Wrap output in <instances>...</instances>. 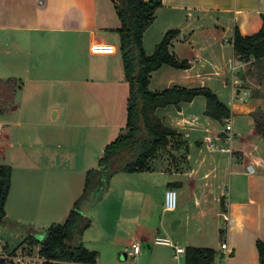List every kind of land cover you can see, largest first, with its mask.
Listing matches in <instances>:
<instances>
[{"label": "crops", "instance_id": "crops-1", "mask_svg": "<svg viewBox=\"0 0 264 264\" xmlns=\"http://www.w3.org/2000/svg\"><path fill=\"white\" fill-rule=\"evenodd\" d=\"M262 13L264 0H163L155 21L145 31L144 47L149 30L160 22V30L152 33L156 49L168 30L179 28L171 49L191 63L187 68L163 64L152 72L150 87L157 91L176 85L206 87L217 95L229 115L221 116V109L218 114L209 113L205 94L157 108L156 114L182 134L186 145H178L175 138L150 160V167L134 172H144L148 177L159 175L163 199L169 187L180 192V210L179 215L173 216V227L185 222L192 232L186 235L185 244L177 241L185 247L184 252L178 253L172 246L173 255L163 251L155 255L154 249L143 259L144 264H186V249L190 245L214 248L213 264H261L257 242L264 240V136L258 121L264 115V59L258 65L241 58L234 51L232 39L236 26L244 34L259 31ZM116 15L115 0H0V81L13 79L17 86L15 100L7 110L21 109L18 92L25 94L29 86L37 91L51 84L62 88L97 86L98 91L108 84L117 86L115 79L107 76L115 69L120 72L119 63L116 68L114 64L119 57L124 64ZM207 21L217 24L207 31ZM93 98L88 111L73 114L76 118L90 117L85 126L96 134L103 126L104 111L97 96ZM111 100L109 107L113 109L116 98L111 96ZM116 112L105 113L112 119ZM61 113L56 110L55 118ZM228 123L232 124L231 129L227 128ZM7 124L0 120V164L13 168L5 221L14 214L22 222L20 210L28 202L19 205L16 200H24L25 191L31 189L28 182L38 179V172L48 176L46 182H52L53 187L46 194L51 192L55 200L56 193L69 187L64 178L68 168L56 166L59 162H54L47 152L44 157L33 153L26 159L24 153H14L19 142L15 126L22 127L21 116L14 126L8 128ZM82 154L88 171L93 167V155L87 151ZM250 164L253 171L248 168ZM16 167L23 174L18 183ZM113 176L92 206L90 227L95 221L96 206ZM66 191L67 201L73 197L68 206L71 208L82 192ZM165 220L162 218L161 224L167 230ZM160 230L154 236L153 229L146 226L131 231L132 236L126 239L127 253L135 241L142 243V251L145 243L151 247V239L167 235ZM6 242L10 250H28L24 246L27 244L11 248ZM224 242L228 243L227 248L222 246ZM98 251L97 264H101Z\"/></svg>", "mask_w": 264, "mask_h": 264}, {"label": "rangeland", "instance_id": "rangeland-1", "mask_svg": "<svg viewBox=\"0 0 264 264\" xmlns=\"http://www.w3.org/2000/svg\"><path fill=\"white\" fill-rule=\"evenodd\" d=\"M116 17L117 23L121 25L119 16L116 15ZM158 23L146 35L145 47L149 53H153L155 49L154 42L152 43V33L155 30L157 32L160 30L161 24ZM214 24H217L216 21H207L205 25L207 31H210ZM118 63L120 72L115 69L107 75L109 79H115L117 86L108 84L102 86L100 91H98L100 87L97 86H64L62 88L51 84L44 86L42 91L33 90L29 86L25 94L18 92L17 101L20 98L18 102L21 109L17 111L0 110V120L7 122L8 128L10 125H15L19 115L23 122L22 127L15 126V134L19 142L18 149L14 150V153L16 151L24 153L26 159L33 153L37 157H44L47 152L54 162H59V165L56 166L63 165L68 168L64 178L69 183V187L62 192L58 190L59 193H56L55 200L52 198L51 192L49 195L46 194L47 189L53 187L52 182H46L48 176H43L41 172H38V179L28 182L31 187L30 191H25L24 200H16L19 205L25 201L28 202L20 210L19 216H21L22 222L18 221L14 214L6 221L0 222V236L9 242L11 248L21 244L31 235L43 239L52 223L63 222L67 218L74 205L71 208L68 207L73 197L67 201L66 190L74 193L77 189L83 193L86 183V172L88 171L84 167L85 160L82 152L86 153L87 151L93 155L92 166L95 168L99 158L104 154L105 146L124 132L128 118L129 84L126 77H123L124 64L120 57L114 63L115 68ZM71 79L73 80L75 77H71ZM93 95L97 96L98 105L104 111L103 118H101L103 126L97 130L96 134L87 130L85 126V122L90 117L76 118L73 114L79 113L80 110L88 111V106L94 101ZM99 95L101 96L99 97ZM111 96L113 99L116 98L114 101L116 107L113 109L109 107L112 105ZM56 110L62 111L58 118H55ZM110 110L117 111L112 119L108 118L105 113ZM31 143L34 146H31ZM66 152H70V154L67 155ZM20 169L16 167L17 183L23 178ZM160 192L161 178L159 175L148 177L144 172L121 171L113 176L110 187L104 192V197L96 206L94 224L85 230L86 233L84 232L82 237L88 247L100 250L101 259L99 261L101 264H132L134 258L127 253L126 246L129 242L126 239L132 236L131 231L142 226L153 229V236L159 232L160 228V232L167 234L165 236L169 235L175 242L185 244V237L192 230L189 231L185 227V222L179 227H173V216L179 215L180 207L178 205L181 202V194L177 190V208L167 211L163 209L165 208V197L161 198ZM52 201L55 204H47ZM162 218H166L165 227L167 230L163 229ZM151 240V247L144 244L138 264H144L143 259H146L154 249L155 255H160L161 251L167 252L169 255H173L175 252L172 246L155 244V239ZM25 244H27L24 246L28 248L27 251L31 253V256L39 255V245L32 246L27 242Z\"/></svg>", "mask_w": 264, "mask_h": 264}, {"label": "trees", "instance_id": "trees-1", "mask_svg": "<svg viewBox=\"0 0 264 264\" xmlns=\"http://www.w3.org/2000/svg\"><path fill=\"white\" fill-rule=\"evenodd\" d=\"M115 1L121 20V25L117 28L120 50L129 84L127 130L106 145L104 154L99 159V166L88 170L83 193L67 218L63 222L52 223L43 239L31 235L20 244L27 242L32 246L39 245V254L44 259L42 264H97L99 251L88 247L82 237L92 224V206L109 179L119 171L134 172L150 167V160L175 138L178 145H186L187 141L182 134L166 125L156 114L159 106L205 94L209 99V113L218 114V109H221V116L229 115L217 95L206 87L176 85L163 91L153 90L150 87L152 72L163 64L168 63L178 68L191 65L188 59L180 58L171 49L180 29L168 30L155 51L149 54L144 47V34L155 21L157 9L163 5V0ZM262 16L263 24L259 31L244 34L236 26L232 39L235 53L258 65L264 59V13ZM16 88L13 79L0 81L1 111L7 110L14 102ZM259 119L258 128L264 136V115ZM12 174L11 165L0 164V222L6 218ZM84 209L92 214L87 215L83 212ZM257 244L260 262L264 264V240L258 239ZM215 258L216 250L212 247L190 245L186 249V264H213ZM0 264L7 263L0 258Z\"/></svg>", "mask_w": 264, "mask_h": 264}, {"label": "built area", "instance_id": "built-area-1", "mask_svg": "<svg viewBox=\"0 0 264 264\" xmlns=\"http://www.w3.org/2000/svg\"><path fill=\"white\" fill-rule=\"evenodd\" d=\"M229 119L230 118L227 117V120ZM227 128L231 129L232 124L228 123ZM248 168L250 171L254 170V166L252 164H250ZM177 205H178V192L174 187H169L166 191L165 207L168 210H175L177 208ZM154 242L156 244L174 246L178 253L185 251L184 246L179 245L169 236L157 235L155 237ZM222 246L224 248H227L228 243L224 242ZM141 251H142V243L139 241L133 242L131 247L128 249V254L134 258L132 264H138L139 255ZM0 258L4 259L7 264H31V263L35 264L37 262L42 264L44 261V259L40 254L36 257L31 256V253L28 252L25 248L15 249V250L8 249V244L2 236H0Z\"/></svg>", "mask_w": 264, "mask_h": 264}, {"label": "water", "instance_id": "water-1", "mask_svg": "<svg viewBox=\"0 0 264 264\" xmlns=\"http://www.w3.org/2000/svg\"><path fill=\"white\" fill-rule=\"evenodd\" d=\"M95 202H96V201H95ZM95 202H94V203H95ZM86 206H87V205H85V207H86ZM83 212H85V209L83 210ZM85 213H86L87 215H91V214H92V213L89 212V211H86Z\"/></svg>", "mask_w": 264, "mask_h": 264}]
</instances>
